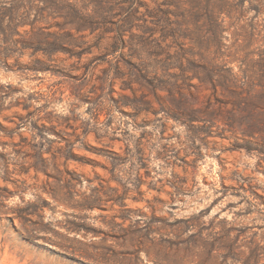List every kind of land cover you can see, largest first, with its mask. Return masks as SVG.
<instances>
[{"label":"rangeland","instance_id":"1","mask_svg":"<svg viewBox=\"0 0 264 264\" xmlns=\"http://www.w3.org/2000/svg\"><path fill=\"white\" fill-rule=\"evenodd\" d=\"M166 2L0 0V264H264V37Z\"/></svg>","mask_w":264,"mask_h":264},{"label":"trees","instance_id":"2","mask_svg":"<svg viewBox=\"0 0 264 264\" xmlns=\"http://www.w3.org/2000/svg\"><path fill=\"white\" fill-rule=\"evenodd\" d=\"M246 1L250 6H245ZM166 5L169 7L163 13L167 12L176 17L173 31L178 33L179 38L190 40L191 45L196 44L205 51L211 50L214 54L211 63L215 67L234 62L247 65L250 62L245 58L234 57L228 61L222 58L226 46L223 40L227 37L225 35L230 28H233V35L264 37V0H167ZM249 9L255 11V15L250 18L247 17ZM3 16L4 14L0 12V23ZM190 25H193V28H190ZM15 26L19 27L20 24H14L10 29H3L14 34ZM203 33L210 36L208 41L203 40L205 36ZM219 60L220 62L216 63ZM247 77L249 76L246 74L243 76V83L246 82Z\"/></svg>","mask_w":264,"mask_h":264}]
</instances>
